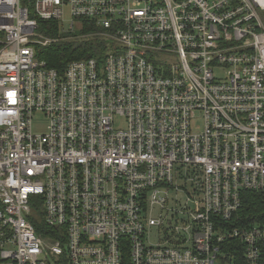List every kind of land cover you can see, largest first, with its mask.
Returning <instances> with one entry per match:
<instances>
[{"label":"built area","instance_id":"1","mask_svg":"<svg viewBox=\"0 0 264 264\" xmlns=\"http://www.w3.org/2000/svg\"><path fill=\"white\" fill-rule=\"evenodd\" d=\"M0 264H264V0H0Z\"/></svg>","mask_w":264,"mask_h":264},{"label":"trees","instance_id":"2","mask_svg":"<svg viewBox=\"0 0 264 264\" xmlns=\"http://www.w3.org/2000/svg\"><path fill=\"white\" fill-rule=\"evenodd\" d=\"M33 15V14H32ZM83 27L80 31L82 34L90 32H98L102 29L96 26L93 21L82 18ZM38 32L50 37H62L60 41L51 44L50 46H37V56L39 59L45 60L49 67L57 69L63 73L69 62L80 59H88L95 57L101 62L105 57L111 41L102 36H94L85 39H69L65 38L71 31H63L62 26L55 20H43L38 18ZM256 195L250 191L245 192L244 196L251 198ZM254 198V197H253ZM38 232H43V228L48 229L44 220L34 222ZM50 230V229H49Z\"/></svg>","mask_w":264,"mask_h":264},{"label":"rangeland","instance_id":"3","mask_svg":"<svg viewBox=\"0 0 264 264\" xmlns=\"http://www.w3.org/2000/svg\"><path fill=\"white\" fill-rule=\"evenodd\" d=\"M70 22H66V28L70 27ZM83 27L82 21L80 22L79 20L75 21V27H74V32H71V34H69L67 37L65 38H69V39H85V38H91L94 36H100L99 33L102 31H98V32H90V33H86V34H82L80 33L81 29ZM223 72L224 70H216V74L218 76H223ZM120 123V122H119ZM46 125L47 122L45 120V118L43 117V115H37L35 116V126H34V130L38 131V132H45L46 131Z\"/></svg>","mask_w":264,"mask_h":264}]
</instances>
